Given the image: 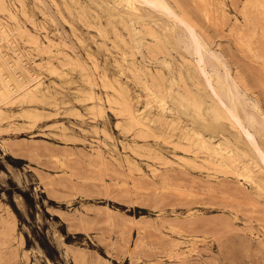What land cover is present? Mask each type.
I'll return each instance as SVG.
<instances>
[{
	"label": "rangeland",
	"instance_id": "374dc122",
	"mask_svg": "<svg viewBox=\"0 0 264 264\" xmlns=\"http://www.w3.org/2000/svg\"><path fill=\"white\" fill-rule=\"evenodd\" d=\"M2 2L6 71L38 77L53 97L0 105V264H264V170L230 120L212 117L214 101L180 41L182 27L120 0ZM168 2L221 50L260 110L247 109L261 118L264 34L255 11L248 8L245 20V0H227L228 20L214 28L202 14L205 0ZM146 85L168 96L164 117ZM123 98L150 131L130 124L117 103ZM190 127L214 142L224 133L246 154L237 167L217 165L183 138ZM259 141L264 149V134ZM244 164L257 184L240 175Z\"/></svg>",
	"mask_w": 264,
	"mask_h": 264
},
{
	"label": "bare ground",
	"instance_id": "6f19581e",
	"mask_svg": "<svg viewBox=\"0 0 264 264\" xmlns=\"http://www.w3.org/2000/svg\"><path fill=\"white\" fill-rule=\"evenodd\" d=\"M2 1L3 0H1V2ZM187 1H189V0H187ZM120 2L121 3L123 2L124 6L126 8H128L129 10H135V11H137L139 9V6H141V5L142 6H148L151 9H153L154 11H157V12L161 13L162 15L167 16L176 26L182 27V30L184 31V36L179 37L180 41L182 43H184L185 48L191 53V55L194 59L195 68H196L198 74L200 75V77L203 79V81L205 83V87L208 90L209 96L214 101V104H212L210 106V112L212 114V117L215 120L222 119V118H227L228 120H230L232 127L237 131L239 136L242 137V139L245 140L246 143L251 147L252 151L254 152L256 157L258 158V161L261 165V168L264 170V149L261 145V142L259 141V135L264 134V115H261V118H259L256 113L249 111L247 109V106L250 105L257 110H260V109H258L257 102L254 99L249 98L247 96V92L245 90H243L242 88H240L239 83H238L239 81H237V79L232 75L230 68H229V65L226 61V57L222 52H220L221 50L220 51L215 50L205 40L203 35L200 34L199 31L202 32L203 29L198 31L196 26L192 23V21L189 18L176 13L173 6L168 2V0H120ZM176 2H178V1H176ZM67 5H68V3H67ZM192 5H194L193 2H192ZM194 6H196V2H195ZM2 7L8 12V14L11 17H14V12L12 10H10L8 7H6L4 2H2ZM68 7H70V6H68ZM178 7L181 8L180 5ZM248 8H252L251 10L255 11L252 13V14H254L253 16H254L255 20H258L263 24L262 25V24L258 23V24L262 25L263 30L261 32L264 34V0H245L244 7L242 10V14L244 16V19L245 18L248 19L251 16L249 11L247 10ZM125 11H127V10H125ZM89 14H91V13H89ZM202 14L204 16V19H205L207 25L210 27L215 28V27H218V26L224 24L228 20V2H227V0H205V6H204V8H202ZM81 17H83V16H81ZM92 17H93V15H92ZM78 20H79V18H78ZM94 20H96V19H94ZM80 21H82V20L80 19ZM89 24L90 23H88V25ZM91 24H94V23L91 22ZM101 24H102V22H101ZM99 26H100V23H99ZM125 27H126V25H125ZM220 27H222V26H220ZM101 28H102V25H101ZM96 30H97V28H96ZM203 34H206V33H203ZM227 34H229V33L227 32ZM0 36H1V39H6L8 42L10 41V39L8 38L9 33L7 31V28L1 21H0ZM206 38L208 40L207 36H206ZM46 39H47L48 44H53V41L51 38L46 36ZM240 39L244 43H249V39H243L241 37H240ZM147 40H148V38H147ZM210 41H211V39H210ZM219 41H221V40H219ZM33 42H35L37 47L41 46V41L38 38H35ZM114 43H115V41H114ZM216 45H217V43H216ZM260 45H262V47L264 48V42H263V44L260 43ZM260 45L258 44V46H260ZM115 46H116V44H115ZM46 47H47V45H46ZM130 49H131V47H130ZM229 51H230V48H229ZM260 57H261L262 62L264 64V51L260 54ZM7 61H8V57L5 54H3L2 51H0V105L11 103V102H13V99L14 98L16 99L17 97L27 99L28 101L44 100V99H49V98L53 97V94L51 93L49 86L45 85L42 80L38 79V77H35L31 80H30V78L28 80H24L23 78H20L15 73L7 72L6 71L7 64H8ZM19 61H20L19 56H18V58L14 59L15 63H18ZM247 63H248V65L250 64V62H248V61L246 62V64ZM236 64H238V63H236ZM246 64H245V66H247ZM259 64L260 63H258V65ZM65 65L66 64H64L62 66H65ZM256 65L257 64H255V66ZM252 66H254V65H252ZM249 67H250V65H249ZM257 68H259V67L257 66ZM261 68L263 69L264 67L262 66ZM251 69H252V67H251ZM235 71H237V70H235ZM24 72L29 75L28 71L25 70ZM261 74H263V73H261ZM236 77H238V76L236 75ZM33 80H34V82L32 84H30V81H33ZM239 80H240V78H239ZM117 81H119V80H117ZM242 81H244V80H242ZM197 86H199V84ZM146 89L151 95H153L155 98H157V101L159 102V106L161 108V114L160 115H163V117H164L165 116L164 113H165L166 109L169 108V110H171L170 106L168 104V99H167L168 96L166 95L165 92L155 90L154 88H152L149 85H146ZM128 96H130V95H128ZM200 101H202V100H200ZM117 103L120 104L121 110L126 113L128 121L130 122L131 125H135V126L139 127L140 131H142V132H148L151 130L150 126H148L145 123V121L143 120L144 116L141 115V112H138L137 109H134L133 106L128 102V100L126 98H123L122 100H118ZM181 104L184 108L187 107V104H185V102L183 100L181 101ZM192 104L194 105L195 110L199 114L201 109H202V102L195 101ZM156 107H158V106H156ZM3 111H4L3 108L0 106V115L3 113ZM27 113L30 115V111H28ZM173 122H174V120H173ZM173 122H172V124H174ZM221 134L223 135V138L214 142V141L207 139V137L204 135L203 131L200 128L190 127L189 129H186L183 131V138H185L189 143L196 145L199 148H202V149L206 150L207 152H209V154L212 155V159L213 158L215 159L214 161L217 165H221V166H225V167H233V166L237 167V165L240 162L239 152L242 151L243 154H246V152L238 143H235L233 141V139H231L229 136L225 135L224 133H221ZM222 145H224V147H222ZM231 145H233L234 147L232 148ZM94 151L99 152V148L95 147ZM240 169H241L240 175L243 178L251 180L253 183L257 184V180H256L257 175H256L255 171L249 165L244 164V165L240 166ZM239 188H240V186H239ZM234 189H235V187H234ZM229 190H230V188H229ZM243 192H245V190ZM247 193H249V192H247ZM246 196H248V195H246ZM240 197H238V198H240ZM252 197L253 196H251L250 198H252ZM95 211L97 212V210H95ZM1 232H2V230H1ZM11 235H13V234H11ZM3 240H4V238H3ZM159 241H161V240H159Z\"/></svg>",
	"mask_w": 264,
	"mask_h": 264
}]
</instances>
